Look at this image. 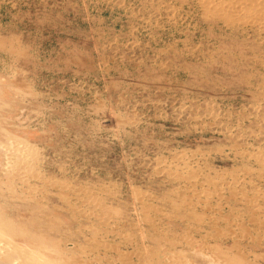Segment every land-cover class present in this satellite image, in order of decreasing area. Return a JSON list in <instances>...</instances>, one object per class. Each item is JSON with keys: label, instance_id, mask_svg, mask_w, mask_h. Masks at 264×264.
<instances>
[{"label": "rangeland", "instance_id": "374dc122", "mask_svg": "<svg viewBox=\"0 0 264 264\" xmlns=\"http://www.w3.org/2000/svg\"><path fill=\"white\" fill-rule=\"evenodd\" d=\"M200 1L0 0V260L264 264V0Z\"/></svg>", "mask_w": 264, "mask_h": 264}, {"label": "bare ground", "instance_id": "6f19581e", "mask_svg": "<svg viewBox=\"0 0 264 264\" xmlns=\"http://www.w3.org/2000/svg\"><path fill=\"white\" fill-rule=\"evenodd\" d=\"M216 1L217 0H201L200 2H203V6L205 7V13H204V15L208 12V14L209 13H211L210 11H213L214 13H218V14H220L219 12H223V6L221 5V4H219V2L218 3H216ZM222 1H224V0H222ZM232 1V0H231ZM251 1V0H250ZM256 1V0H255ZM259 1V0H258ZM254 2V1H253ZM252 2V3H253ZM224 3V2H223ZM236 3V2H235ZM246 3H248V2H246ZM238 5V4H237ZM242 5V4H241ZM256 5V4H255ZM262 5V4H261ZM225 6V5H224ZM261 7V6H260ZM203 8V7H202ZM230 8H232V7H230ZM256 8V7H255ZM262 8V7H261ZM248 9V8H247ZM228 10V9H227ZM226 11V10H225ZM236 11V10H235ZM258 11V10H257ZM202 12V11H201ZM262 12V11H261ZM213 13V14H214ZM224 13V12H223ZM236 13V12H235ZM241 13H242V11H241ZM212 14V15H213ZM203 15V14H202ZM231 15V14H230ZM209 16V15H208ZM221 16H223V14H221ZM213 17V16H212ZM214 18V17H213ZM225 18V17H224ZM215 19V18H214ZM225 20V19H224ZM228 20L230 21V19L228 18ZM264 21V20H263ZM244 23V22H243ZM255 24H256V21L254 22ZM259 23V22H258ZM261 23H263V22H261ZM260 23V24H261ZM250 24V23H249ZM264 24V23H263ZM246 25H247V23H246ZM249 26V25H248ZM258 26H259V24H258ZM257 26V27H258ZM263 26V25H262ZM261 28H264V27H261ZM261 28H259V29H261ZM222 133V132H221ZM1 148V147H0ZM249 153V152H248ZM250 154V153H249ZM258 156V155H257ZM177 160V159H176ZM9 163L7 162V165H8ZM262 165V164H261ZM28 166V165H27ZM9 168V167H8ZM13 171V170H12ZM245 176V175H244ZM32 178V177H31ZM27 182V181H26ZM253 183V182H252ZM234 187V186H233ZM256 187V186H255ZM235 190V189H234ZM46 192V191H45ZM217 192V191H216ZM256 193V192H255ZM147 194V193H146ZM235 194H233V196H234ZM212 196V195H211ZM232 196V195H231ZM236 196H237V194H236ZM258 198V197H257ZM235 199V198H234ZM88 201V200H87ZM248 201V200H247ZM207 207V206H206ZM206 212V211H205ZM151 215V214H150ZM210 219V218H209ZM254 222V221H253ZM187 245V244H186ZM199 245V244H198ZM16 246V245H15ZM15 246H10V245H4L3 243H1L0 242V249H4L6 252L4 253L5 255H6V253H7V255L6 256H8V255H10V256H13V259H15V261H16V258H15V256H17L18 255V257H19V254H18V250H16V248H14ZM0 252H1V250H0ZM4 252V251H3ZM3 252H1V253H3ZM21 252V251H20ZM24 252V251H23ZM29 252V251H28ZM171 252V251H170ZM139 254V253H138ZM203 254V253H202ZM1 255H3V254H1ZM3 256V257H6V256ZM173 255V254H172ZM0 258H2V257H0ZM7 258V257H6ZM8 258H10V257H8ZM177 258V257H176ZM219 258V257H218ZM31 259V258H30ZM29 258H28V261L26 262V261H23V262H26V263H24V264H38L37 262H35V261H29L30 260ZM11 260H12V258H11ZM32 260V259H31ZM3 259H1L0 260V264H18V263H13V261H4ZM149 261H150V259H149ZM190 261V260H189ZM17 262H18V260H17ZM20 262H22V260L20 261ZM19 262V263H20ZM219 263V262H218ZM230 263V262H229ZM20 264H23V263H20ZM72 264V263H71Z\"/></svg>", "mask_w": 264, "mask_h": 264}]
</instances>
